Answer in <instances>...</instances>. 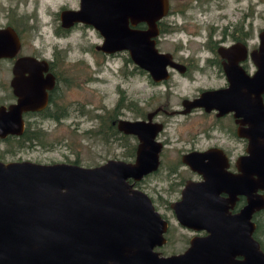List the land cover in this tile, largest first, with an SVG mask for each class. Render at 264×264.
<instances>
[{
  "label": "water",
  "instance_id": "obj_1",
  "mask_svg": "<svg viewBox=\"0 0 264 264\" xmlns=\"http://www.w3.org/2000/svg\"><path fill=\"white\" fill-rule=\"evenodd\" d=\"M168 10L169 0H79L77 9H62L59 18L64 27L79 22L92 26L102 37L97 50L126 51L136 66L158 82L167 78V67L184 68L156 46L157 22ZM140 24L145 28L136 27ZM17 48L16 34L0 29V57ZM252 57L257 71L237 83L240 99L219 104L237 111L247 124L240 130L249 143L248 154L240 160V173L214 169L203 164L201 157L194 160L199 155H186L184 161L203 180L188 182L181 201L172 204L181 225L205 229L207 237L195 239L179 255L162 256L154 249L165 241L166 221L151 199L128 181L156 171L160 147L147 136L153 135L148 129L156 126L122 120L118 128L142 141L134 163L108 159L85 167L0 160V264H264V251L251 237L252 215L264 208V196L259 193L264 190V31ZM37 67L45 68L46 62L32 57L17 61L18 100L8 108L0 107V139L20 135L23 112L45 106L40 75L30 72L24 77L22 72ZM232 92L231 81L228 93ZM209 97L222 99L220 91L201 96ZM150 147H155L153 152ZM238 195L245 196L246 204L239 213L227 214L228 203ZM235 256L243 258L235 260Z\"/></svg>",
  "mask_w": 264,
  "mask_h": 264
},
{
  "label": "flooded vegetation",
  "instance_id": "obj_2",
  "mask_svg": "<svg viewBox=\"0 0 264 264\" xmlns=\"http://www.w3.org/2000/svg\"><path fill=\"white\" fill-rule=\"evenodd\" d=\"M173 7L174 0H169V10L166 16L177 12L174 11ZM166 16L157 22L159 33L156 38V46L160 52L169 53L172 60L183 65L184 68L178 70L167 67V78L156 82L147 71L136 66L131 59L130 61L128 60L130 57L126 51H122L126 53L124 64L127 70L125 74L127 78L130 75L146 76L150 85L155 87L165 85V87L163 89L157 88L154 92L143 97L141 104L134 103L128 96L123 94L121 100L115 105L116 108L120 107L119 115L123 113V109L134 113L135 116H133L132 119L128 118L123 121H142L149 123V125L156 126L154 128L153 126H148L154 130L148 129L153 135L147 136L152 137L154 145L157 144L160 147L157 151V169L154 172L144 175L137 181L131 179L128 182L132 184L133 188L142 191L151 199L155 211L166 221V229L162 233L165 241L161 246H156L154 248L162 256L182 254L192 247V243L195 239L205 238L209 235L208 231L205 229L195 230L181 225L172 208V204L181 201L182 191L188 182H200L203 180L202 175L193 170L192 167L184 161V157L192 154L199 155L195 157L194 160L200 159L201 157L203 164L211 165L214 169H220L231 174L240 173V160L243 156L248 154L249 144L248 139L240 135V130L242 128H247V124L242 123L243 117L238 115L237 111L222 107L219 104L230 105L232 101H235L236 97L240 99V86H238L237 89V83H240L244 77H253L257 71V65L252 57V53L258 48L259 35L261 33L259 32L258 34L257 42L254 41L251 44L253 37L252 31L248 29L244 30V25L242 23L238 27L229 29V31L224 30L219 39L214 40L210 35V37L207 38L208 42L204 44L206 54L204 56L188 55L184 62L177 58L178 51L164 52L161 51L158 46L159 36L168 34L172 31L168 28V24L164 22ZM5 17V22H0V29H9L16 34L18 37V48L15 52L0 57V107L8 108L18 100V96L15 92V80L17 78L15 65L17 61L23 57H32L40 61V63L45 61V68L37 67L33 68V70L22 71L24 77H28L30 72L40 75L39 77L44 84L47 98L44 107L23 112L22 119L24 127L22 133L27 127H30L34 132L42 133L40 128L31 127L32 124L29 119L31 117H40L41 114H39V112H42L43 109L48 107L51 101L55 99L61 101V86L63 82L68 81V78L63 76L65 71L63 66L64 61H62L61 57H58L56 54L57 52H53L51 56L47 57L41 49L30 47L32 49L26 51L25 48L31 45L26 44V33L31 30L28 16L17 15L16 9L9 7L8 10H6ZM59 25L60 35L69 33L76 28L89 26L79 22L64 27L61 24L60 18ZM136 27L145 28V25L140 24ZM99 36L101 37L100 34ZM229 38H231V41H228ZM236 44L240 46L227 51L229 50L228 48ZM95 47L96 45L94 49L97 52H100L106 57L120 53L114 52L108 54L97 50ZM222 47L227 48V50H219ZM175 74L187 79L189 82H196L198 76H203L206 81L198 85L193 94L180 95L175 103L171 98L173 95V85H170V81L177 78ZM231 81L233 92L228 93ZM216 91H220L222 99L216 100L211 97L201 98L204 93ZM261 100L264 106V91L261 93ZM119 115L115 118L116 120L110 121L113 131L112 136L108 139V144H116L123 149V157L120 160L134 163L139 145L142 141L137 135L126 133L118 128V123L121 121L118 120ZM178 116L181 118L175 120ZM154 148L155 147H150L149 151L153 152ZM163 166L166 167L169 174L168 176L171 177L169 192H179V195L176 194V197L172 199H169L167 196L165 197L161 191H157V195L153 196L149 195L143 189V181L145 178L152 173L158 172ZM183 169L188 170L190 175L186 179L183 178L182 180L181 178L178 181L175 177L178 175L179 171ZM259 193L264 196V190L259 191ZM220 196L225 199L228 198L226 193H221ZM159 203H169V207L172 210L179 228L189 231L190 235L176 232L177 228L172 227L168 219L165 218V215L159 212ZM245 204V196L238 195L233 203H228L226 213L230 215L239 213ZM263 212L264 208L259 209L253 213L251 218V222L254 224L251 237L258 242L262 251H264V246L261 245L257 238V222L255 218L256 214L261 213L262 215ZM261 239L264 240V236H262ZM177 242H182L184 244V249L174 252V246ZM169 245L173 248V251L168 254L165 251V247ZM242 258L241 256H235L233 259L242 260Z\"/></svg>",
  "mask_w": 264,
  "mask_h": 264
},
{
  "label": "rangeland",
  "instance_id": "obj_3",
  "mask_svg": "<svg viewBox=\"0 0 264 264\" xmlns=\"http://www.w3.org/2000/svg\"><path fill=\"white\" fill-rule=\"evenodd\" d=\"M78 4L79 0H0V22H5L9 7L15 8L17 15L28 16L31 30L26 33V44L31 45L25 48L26 51L34 47L43 50L47 57L57 52L64 61L63 76L68 78L67 83L63 82L61 86L60 101L63 107H67V116L58 122L41 116L31 117V127L40 128L44 134V145L34 142L29 146L26 143L14 154L5 153L4 161L29 160L44 164L77 161L81 166L91 167L108 159H121L123 149L119 145L102 142L92 132L99 125L102 129L107 126L111 121L109 116H112L123 94L134 103L141 104L143 97L165 87L150 85L146 76L130 75L127 78L126 53L106 57L97 52L94 46L101 44L102 39L90 26L60 35L58 13L63 8L75 9ZM173 8L177 12L164 18L172 31L159 36L158 46L164 52L178 51L180 61L185 62L188 55L204 56V44L210 35L214 40L219 39L224 30L229 31L241 23L244 30L252 31L251 44L257 42L259 32L264 31V0H174ZM175 76L177 78L170 81L173 85L171 98L175 103L180 95L193 94L197 86L206 81L203 76H198L196 82ZM119 109L116 115H119ZM133 116L134 113L123 109L118 120L132 119ZM180 118L178 116L175 120ZM6 150L8 147L1 144L0 154ZM168 175L163 166L145 178L143 189L149 195L156 196L157 191H161L165 197L175 198L179 192H169L171 177ZM189 175L188 170L183 169L175 178L179 181ZM158 207L171 226L177 228V233L190 235L189 231L179 228L169 203H159ZM183 246L182 242H177L174 252L181 251ZM165 251L172 253L173 248L166 246Z\"/></svg>",
  "mask_w": 264,
  "mask_h": 264
},
{
  "label": "trees",
  "instance_id": "obj_4",
  "mask_svg": "<svg viewBox=\"0 0 264 264\" xmlns=\"http://www.w3.org/2000/svg\"><path fill=\"white\" fill-rule=\"evenodd\" d=\"M242 24V23H241ZM130 61V58H128ZM67 83V82H66ZM42 117L46 118H51L55 121H60L61 118L67 116V107H63L60 104V101L58 100H53L50 102V105L43 109L42 112H39ZM117 108H115L114 112H112V116H109V119L111 120H116L115 118L117 117ZM112 126L110 122L107 124V126L102 129V126L99 125V127L92 132L94 137H98L100 141L102 142H108V139L112 136ZM91 134V135H93ZM44 134L43 133H38L34 132L30 129V127H27L26 130L20 135V136H7L5 138L0 139V145L5 144L8 147V150L5 152H1L0 154V160L4 158L5 153H13L15 152L16 149H21L26 145V143L30 146L34 142H40L41 144L44 145L42 140L44 139ZM76 164L77 161L73 162ZM260 214H256V222H257V238L259 239L260 243L262 246H264V240L261 239L262 236H264V212Z\"/></svg>",
  "mask_w": 264,
  "mask_h": 264
}]
</instances>
